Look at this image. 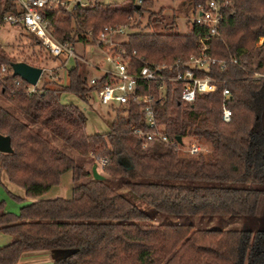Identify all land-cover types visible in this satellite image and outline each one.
<instances>
[{
	"label": "trees",
	"instance_id": "trees-1",
	"mask_svg": "<svg viewBox=\"0 0 264 264\" xmlns=\"http://www.w3.org/2000/svg\"><path fill=\"white\" fill-rule=\"evenodd\" d=\"M154 1L71 0L67 9L50 5L38 12L53 39L72 50L76 43L96 44L104 26L133 29L112 47L132 71L142 64L173 65L198 55L200 39L205 55L225 62L221 69L215 64L194 71L215 79L216 86L211 93L196 94L191 104L180 101L179 83L139 82L137 90L150 97L165 142L145 140L154 129L144 124L139 105L130 100L110 107L114 113L105 132L86 133L83 109L60 102L59 93L69 92L86 103L95 89L113 82L112 76L104 73L88 84L90 68L72 58L65 84L30 87L11 74L10 63L42 69V61L49 60L64 67L65 55L50 56L35 35L19 23L9 24L19 25L24 34L16 37L22 44L18 57L0 44V97L90 165L101 159L105 163L103 178L93 179L82 163L0 105V134L9 138L11 148L0 152V171L24 196L37 198L17 213L5 211L0 200V232L10 236L0 246V264H16L24 251L53 249L71 252L51 264H264V230L153 223L152 215L134 202L175 217L264 216V0H215L220 7L213 35L207 25L190 21L179 33L174 15L151 11ZM168 1L190 3L194 9L208 0ZM18 12L14 0H0V26L6 14ZM144 14L140 26L135 17ZM223 88L227 97L221 95ZM222 106L230 113L226 122ZM188 138L207 144L208 150L181 154ZM67 171L70 196L41 198ZM5 190L13 199H23Z\"/></svg>",
	"mask_w": 264,
	"mask_h": 264
},
{
	"label": "rangeland",
	"instance_id": "rangeland-1",
	"mask_svg": "<svg viewBox=\"0 0 264 264\" xmlns=\"http://www.w3.org/2000/svg\"><path fill=\"white\" fill-rule=\"evenodd\" d=\"M81 2H85V0H79ZM103 3H112L118 2L120 0H100ZM151 11L158 13L160 12L162 15H174L176 30L179 33H184L186 31V27L188 22L190 21V12L192 11V5L190 3H181L178 1H168V0H156L154 1ZM140 21V26L145 23L146 14L142 17H135ZM132 21V19H131ZM128 31H133V29H126L123 27L121 33L114 34L110 37L111 44L103 46H97L96 44L92 45H81L76 43L73 52L86 62H90L92 65H96L97 68L87 65L90 68V77H98L101 74L100 68L109 67V69L113 70V67L104 60V54L110 55L114 61L118 58L120 54L112 47L114 43L122 41L125 38V33ZM19 33L24 34L22 28L17 26H10L7 23L0 26V44L4 47L7 53L13 57H18L17 50L20 48L21 41H18ZM262 39H258L257 44H259ZM112 48V49H111ZM36 49V48H35ZM38 49V48H37ZM118 54V55H116ZM120 57V56H119ZM64 67H56V64L49 61L43 60L40 64L42 66L41 75L38 78L36 84L40 86L45 83L49 87H55L59 85H63L66 83L67 78L65 76V71L68 66H70L72 58L65 57ZM118 60V59H117ZM125 60V59H124ZM59 101L62 103H73L83 109L86 115V121L84 130L86 133L100 132L103 133L107 130L108 125L110 123L111 117L114 113L113 109L108 106H103L99 104L94 94H90V98L85 102L80 101L76 96L69 92H60L59 93ZM0 105L4 107L7 111L15 114L21 121L27 123L31 126L35 131H37L41 136L46 138L52 145L61 150L62 152L71 156L77 162L83 164L84 167L90 170V161L86 160L88 158L81 157L76 151H74L71 147L63 143L60 139L53 136L49 133L45 128L40 125L33 123L28 120L21 112H19L12 105L4 101L0 97ZM184 143H189L194 140L192 139H183ZM202 151L208 150V145L203 143L201 146ZM181 154L187 155V153L181 149L179 151ZM95 165V169L98 173L102 174L100 171V167L98 161L93 163ZM60 182L49 188L42 196L43 198H49L54 196H60L68 198L70 196V172H64L60 176ZM0 200L3 201V208L5 211L17 213L18 209L21 205L27 204L32 201V198L26 197L23 195V191L21 188L10 184L3 171H0ZM202 184V183H201ZM5 188L10 192L22 197L21 201H17L10 197V195L6 192ZM135 204L148 213L152 215L151 222L153 223H190L195 228H227V229H246V230H264V216H200V215H184L180 217H175L172 215H165L161 213H155L151 207L142 203L141 201L134 200ZM3 232H0V245H2L1 238L6 236ZM9 236V235H8ZM10 237V236H9ZM54 251H64L67 256L71 250L69 249H53ZM62 256V257H64ZM61 257V258H62ZM30 262V261H29ZM31 264V263H30Z\"/></svg>",
	"mask_w": 264,
	"mask_h": 264
},
{
	"label": "built area",
	"instance_id": "built-area-1",
	"mask_svg": "<svg viewBox=\"0 0 264 264\" xmlns=\"http://www.w3.org/2000/svg\"><path fill=\"white\" fill-rule=\"evenodd\" d=\"M70 1L71 0H14L19 7L18 14H6L3 17V21L8 24L19 23L28 32L32 33L39 39L41 45L46 48L50 56L57 57L65 55V57L79 59L86 65L97 68L96 65H92L90 62H86L82 58L78 57L73 50L65 44H61L53 39L47 29L46 21L38 12L39 8L50 5H59L64 9H67L70 5ZM219 7L220 4L217 1L208 0L204 5H197L194 9L192 8L189 20L190 22L207 25L209 35H213L216 33ZM122 30V26L102 27L97 34L96 45H110V37L114 34L121 33ZM198 41L201 43L198 55H191L185 61L175 62L173 65L164 63L159 65L142 64L136 71L129 69L127 60H124L120 56V53H118L120 54V57L118 56V60L116 59L115 61L110 55L104 54V60L113 67V70L109 69V67L100 68V75L104 73L111 75L113 82L105 84L92 92L96 101L99 104L108 107L125 103L128 100L136 103L142 111L144 124L147 127L154 129L153 133L145 135V140L157 138L160 141L165 142V137L158 131L155 124L153 111L150 106V97L147 94H140L137 90V86H139V82H154L157 84L167 81L170 83H179L181 86L179 99L185 104H191L196 94H207L213 92L216 86L215 79L207 74L197 76L194 71L208 69L210 66L215 64L221 69L225 62L223 60L217 61L216 59L205 55L203 52L205 46L201 39ZM229 61L231 63L235 62L234 59H230ZM173 66L174 69L171 70ZM3 70L4 68L1 66L0 71L2 72ZM254 76L261 77L260 74L256 73H254ZM98 77H87V83L93 84ZM29 86L33 87L31 85ZM221 95L222 97H227L228 91L223 88ZM229 115V110L222 106L221 119L226 122L229 120ZM132 132L134 134H140L139 129H133ZM183 150L188 155H192L201 151V146L192 141L187 143ZM104 163V160H99V167L101 168Z\"/></svg>",
	"mask_w": 264,
	"mask_h": 264
},
{
	"label": "water",
	"instance_id": "water-1",
	"mask_svg": "<svg viewBox=\"0 0 264 264\" xmlns=\"http://www.w3.org/2000/svg\"><path fill=\"white\" fill-rule=\"evenodd\" d=\"M11 74L18 76L20 79L25 81L28 85L34 86L41 74V69L38 67L30 66L24 62L17 61L9 64ZM176 140L179 142L180 139L177 137ZM11 151L9 138L5 135L0 134V152L8 153ZM90 174L93 179H102L103 176L98 173L95 169V165L92 164L90 167Z\"/></svg>",
	"mask_w": 264,
	"mask_h": 264
},
{
	"label": "crops",
	"instance_id": "crops-1",
	"mask_svg": "<svg viewBox=\"0 0 264 264\" xmlns=\"http://www.w3.org/2000/svg\"><path fill=\"white\" fill-rule=\"evenodd\" d=\"M59 180H60V177H59ZM42 195L40 196L41 198H43ZM54 197H57V196H54ZM58 197H60V196H58ZM49 198H53V197H49ZM35 199H37V198H32V201ZM1 240L3 243L2 245H4V244H7L9 242L10 237L8 235H6V236L2 237ZM65 254L66 253L64 251H54V250L24 251V252H21V254L19 255L16 264H30V263L31 264H51V262L54 259L61 258Z\"/></svg>",
	"mask_w": 264,
	"mask_h": 264
}]
</instances>
